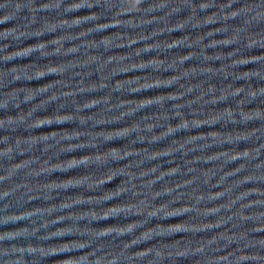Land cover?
I'll list each match as a JSON object with an SVG mask.
<instances>
[{
    "label": "water",
    "instance_id": "95a60500",
    "mask_svg": "<svg viewBox=\"0 0 264 264\" xmlns=\"http://www.w3.org/2000/svg\"><path fill=\"white\" fill-rule=\"evenodd\" d=\"M0 264H264V0H0Z\"/></svg>",
    "mask_w": 264,
    "mask_h": 264
}]
</instances>
